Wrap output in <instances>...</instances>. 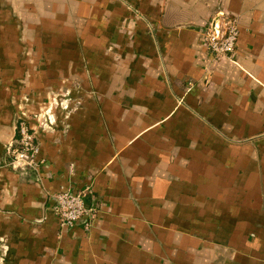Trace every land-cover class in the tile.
<instances>
[{"label":"crops","instance_id":"0c3cea01","mask_svg":"<svg viewBox=\"0 0 264 264\" xmlns=\"http://www.w3.org/2000/svg\"><path fill=\"white\" fill-rule=\"evenodd\" d=\"M20 118L39 173L9 165ZM0 264H264V0H0Z\"/></svg>","mask_w":264,"mask_h":264},{"label":"built area","instance_id":"2783aa9c","mask_svg":"<svg viewBox=\"0 0 264 264\" xmlns=\"http://www.w3.org/2000/svg\"><path fill=\"white\" fill-rule=\"evenodd\" d=\"M238 37V23L228 13H221L219 20L213 18L203 29V41L215 58H231L236 50ZM38 124L45 128L48 121L39 120ZM40 146L37 127L31 126L27 119L20 118L16 125V137L7 146L9 165L16 170L32 169L39 173L45 164V160L38 158ZM92 194L91 187L79 192L68 190L53 193L52 210L60 224L73 227L83 218L93 216L95 208L88 205Z\"/></svg>","mask_w":264,"mask_h":264}]
</instances>
